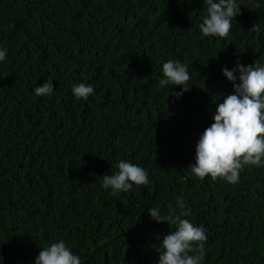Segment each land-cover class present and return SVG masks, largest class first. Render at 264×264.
Wrapping results in <instances>:
<instances>
[{"label":"trees","instance_id":"16d2710c","mask_svg":"<svg viewBox=\"0 0 264 264\" xmlns=\"http://www.w3.org/2000/svg\"><path fill=\"white\" fill-rule=\"evenodd\" d=\"M237 3L219 38L200 31L203 0H0V264H34L59 240L81 264H158L175 226L147 210L181 205L207 230L202 264H264V166L236 184L187 169L232 91L222 69L264 64V0ZM169 60L191 77L175 102L181 86L158 87ZM47 79L54 92L36 96ZM80 83L87 100L72 94ZM122 159L150 183L103 188Z\"/></svg>","mask_w":264,"mask_h":264},{"label":"clouds","instance_id":"9594fccd","mask_svg":"<svg viewBox=\"0 0 264 264\" xmlns=\"http://www.w3.org/2000/svg\"><path fill=\"white\" fill-rule=\"evenodd\" d=\"M203 4L205 15L199 25L202 35L226 38L234 17L241 14L237 0H203ZM258 7V3L254 4V9ZM249 30L259 32L260 27L254 23ZM5 59L6 50L0 49V62ZM162 72L164 78L159 80V88L181 86V91L168 92L166 96L167 99L170 94L172 102H175L190 88L188 66L169 60L163 64ZM222 74L232 84V91L224 94L223 101L217 104L213 122L200 135L195 146L194 163H190L187 169L199 180L210 176L213 181L220 179L236 184L245 167L264 166V64L257 61L244 65L237 59L235 67L231 70L224 67ZM52 81L47 79L37 86L35 95H51L55 88ZM93 92L94 87L90 84L80 83L72 87V94L77 100H87ZM116 167L117 172L102 176V187L111 189L114 195L128 192L133 185L150 183L148 172L138 165L122 159ZM147 211L155 222L175 226L174 231L162 238L158 264H202L207 230L181 218L190 216V209L181 205L179 211L169 206L167 214H161L155 207ZM34 264H81V259L63 240H59L40 248Z\"/></svg>","mask_w":264,"mask_h":264}]
</instances>
